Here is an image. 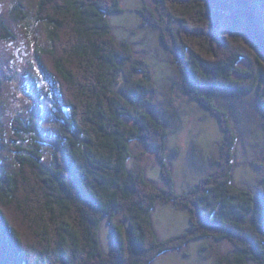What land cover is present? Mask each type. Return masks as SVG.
I'll return each instance as SVG.
<instances>
[{
    "label": "trees",
    "instance_id": "1",
    "mask_svg": "<svg viewBox=\"0 0 264 264\" xmlns=\"http://www.w3.org/2000/svg\"><path fill=\"white\" fill-rule=\"evenodd\" d=\"M152 1L153 9L137 10L142 24L159 29L182 90L222 133L214 170L187 191H175L167 157L171 131L141 109L147 100H139L156 91L150 65L132 43L114 39L107 19L122 12L120 0H38L35 22L45 24L48 40L38 57L53 80L48 96L56 130L40 129L34 91L30 118L13 119L8 141L0 142L16 163L9 172L0 161V264H153L206 238L233 246L213 264H264V182L247 188L234 183L236 133L215 100L219 90L254 92L264 117V30H253L264 0ZM20 6L10 15L22 22L28 14ZM14 36L0 16V42ZM242 61L246 69L238 67ZM128 64L143 74L130 80V96L119 84ZM134 140L155 152L162 187L128 167ZM44 147L50 148L49 164ZM162 202L187 211L189 219L183 233L166 240L158 239L152 222ZM103 220L111 233L107 253L99 242Z\"/></svg>",
    "mask_w": 264,
    "mask_h": 264
},
{
    "label": "rangeland",
    "instance_id": "2",
    "mask_svg": "<svg viewBox=\"0 0 264 264\" xmlns=\"http://www.w3.org/2000/svg\"><path fill=\"white\" fill-rule=\"evenodd\" d=\"M38 0H0V16L5 18L14 33V39L0 42V142L8 141L13 119L27 121L35 107L34 91L40 96V129L56 130L53 103L48 90L53 85L51 76L44 72L38 53L47 49V28L45 24L35 22ZM20 4L28 14L22 22L11 17V11ZM148 6L153 9L152 0H120L121 13L108 15L116 41H128L133 44L136 56H140L150 65L151 82L156 91L144 92L139 100H147L141 109L156 116L166 129L171 131L167 142V157L175 179V191H187L198 180L209 175L215 168L217 149L222 133L216 119L207 114L196 102L184 93L172 55L159 41V29L143 25L137 10ZM256 31L264 30V12L258 7L253 15ZM225 28L220 25V34ZM250 42L254 43L252 39ZM244 61L239 68L246 69ZM131 71V77H130ZM139 71H133L130 64L124 68L119 84L130 96V80L142 77ZM235 77H238L235 75ZM242 79V77H239ZM215 100L227 112L231 127L236 133V143L232 150L235 167L234 183L238 187H253L264 182V117L254 92L239 94L219 90ZM227 115V114H226ZM178 148L176 155L173 149ZM131 159L128 167L142 170L148 180L158 187L163 186L158 159L150 149L137 140L130 143ZM44 162H50V148L44 147ZM0 161L3 167L12 172L16 163L12 154L0 149ZM214 161V162H213ZM118 215L116 221H121ZM153 229L159 240L183 233L189 227L187 211L175 209L169 203H158L152 213ZM99 242L102 252L111 249L110 225L102 221ZM233 251L228 242L213 239H199L190 242L183 250H175L160 255L153 264H213L217 257ZM250 264H254L250 262Z\"/></svg>",
    "mask_w": 264,
    "mask_h": 264
},
{
    "label": "water",
    "instance_id": "3",
    "mask_svg": "<svg viewBox=\"0 0 264 264\" xmlns=\"http://www.w3.org/2000/svg\"><path fill=\"white\" fill-rule=\"evenodd\" d=\"M253 30H254V32L256 31V26H255V24H254V29H253ZM251 39L255 42V38H254L253 35L251 36Z\"/></svg>",
    "mask_w": 264,
    "mask_h": 264
}]
</instances>
